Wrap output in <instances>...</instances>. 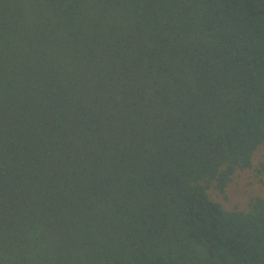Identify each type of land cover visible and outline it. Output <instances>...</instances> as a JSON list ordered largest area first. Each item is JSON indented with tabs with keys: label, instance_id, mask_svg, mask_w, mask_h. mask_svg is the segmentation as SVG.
I'll return each mask as SVG.
<instances>
[{
	"label": "trees",
	"instance_id": "1",
	"mask_svg": "<svg viewBox=\"0 0 264 264\" xmlns=\"http://www.w3.org/2000/svg\"><path fill=\"white\" fill-rule=\"evenodd\" d=\"M263 149L264 0H0V264H264Z\"/></svg>",
	"mask_w": 264,
	"mask_h": 264
},
{
	"label": "rangeland",
	"instance_id": "2",
	"mask_svg": "<svg viewBox=\"0 0 264 264\" xmlns=\"http://www.w3.org/2000/svg\"><path fill=\"white\" fill-rule=\"evenodd\" d=\"M261 156L264 157V149L258 155L260 158ZM227 193V206H232L235 203L244 205L250 196L264 194V176H258L255 170L241 173L229 187Z\"/></svg>",
	"mask_w": 264,
	"mask_h": 264
}]
</instances>
